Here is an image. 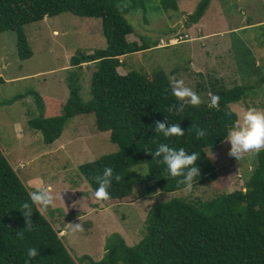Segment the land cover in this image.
<instances>
[{
    "label": "rangeland",
    "instance_id": "374dc122",
    "mask_svg": "<svg viewBox=\"0 0 264 264\" xmlns=\"http://www.w3.org/2000/svg\"><path fill=\"white\" fill-rule=\"evenodd\" d=\"M199 1L136 0L125 14L133 28L127 39L144 42L149 48L123 56L124 63L117 71L148 73L162 69L171 83L183 79L202 103L208 102L211 89L244 85L246 95L230 103L231 109L236 115L249 107L264 109V83L259 80L264 75V0H209L201 19L186 24L187 14ZM23 31L32 51L24 59L18 55L15 32H0V102L23 95L11 103H0V149L28 190L34 180L42 179L46 187L49 184L60 191L64 203L70 205L71 211L60 204L42 214L54 227L63 228L59 234L75 258L88 254L100 260L106 238L112 234H119L128 245L136 244L145 233L150 209L161 202L179 198L198 205V201L244 188L246 176L254 168L255 154L237 161L228 155L230 144L224 140L207 148L212 157L206 149L218 173L215 182L193 186L190 192L184 188L159 191L148 179L147 164L140 163L129 168L134 179L132 202L104 205L93 199L94 192L79 176L78 166L117 151L109 131L96 128L93 113L79 114L67 120L57 140L46 144L27 121L61 114L62 105L72 96L70 87L82 100L90 98L96 64L91 61L77 66L71 60L105 48L101 20L65 11L25 24ZM208 44L224 46L227 53L224 51L220 61H208L196 70L193 64L202 65L207 59ZM33 92L41 97L42 108ZM76 223L83 226V232L71 231L69 224Z\"/></svg>",
    "mask_w": 264,
    "mask_h": 264
},
{
    "label": "trees",
    "instance_id": "16d2710c",
    "mask_svg": "<svg viewBox=\"0 0 264 264\" xmlns=\"http://www.w3.org/2000/svg\"><path fill=\"white\" fill-rule=\"evenodd\" d=\"M208 3L209 0H200L195 10L187 14L186 24L197 23ZM135 5L136 0H0V32H15L22 59L32 55L23 31L25 24L65 11L100 18L105 48L71 60L77 66L95 62L90 98L82 100L70 87L72 96L62 105L61 114L41 115L27 123L49 144L60 137L69 118L94 114L96 128L109 131V139L118 149L80 164L78 174L93 192L98 187L94 177L102 174L104 167H112L122 177L119 183L113 181L110 199L103 201L104 205L134 200V179L129 168L140 163L147 164L148 179L159 191L184 188L176 183L180 178L165 179L166 166L157 163L159 158H153L151 152L161 143L200 154L196 162L200 174L193 186L215 182L218 173L206 149L225 140L237 119L230 103L241 100L247 89L238 84L228 89H211L210 94L221 97L220 111L210 109L207 102L198 107L186 106L178 115L169 112L168 107L178 102L164 70H130L124 74L117 71L124 63L123 56L149 48L144 42L137 44L127 39L133 28L125 14ZM259 80L264 83V75ZM33 93L42 108L41 97ZM20 96L23 95L0 103H11ZM165 117L168 124L179 123L184 136L165 138L157 133L155 122H164ZM193 125L207 130L208 135L197 140ZM254 158V168L247 174L243 189L198 201V205L179 198L161 202L150 209L145 233L136 244L128 245L119 234H112L106 238L103 257L94 260L88 254L75 258L59 234L62 229L54 227L36 208L31 217L33 230L24 232L23 239L18 238L17 233L25 227L20 206L28 201L29 190L0 149V264H25L27 250L32 247L38 249L39 256L30 264H264V151Z\"/></svg>",
    "mask_w": 264,
    "mask_h": 264
},
{
    "label": "clouds",
    "instance_id": "9594fccd",
    "mask_svg": "<svg viewBox=\"0 0 264 264\" xmlns=\"http://www.w3.org/2000/svg\"><path fill=\"white\" fill-rule=\"evenodd\" d=\"M171 93L178 103L170 105L168 111H174L177 115L182 113L186 106L198 107L202 103L201 97L192 88L186 86L183 79L172 82ZM220 100L221 97L218 94H210L208 107L220 111ZM192 127L197 140L208 135L207 130L195 125ZM154 130L157 133H162L165 138L182 137L185 134L179 123L168 124L167 117H165L164 122L156 121ZM225 140L230 144L228 155L234 157L237 161L243 159L246 155L251 156L264 151V109L255 107L242 109L237 114V119L232 127L228 130ZM207 152L210 157L213 156L208 149ZM151 154L153 158H159L157 163H162L166 166L167 176L165 179L180 178L176 179L177 185H183L186 192L192 190L194 181L200 174L199 168L196 166V162L200 159L198 152L189 153L184 148L177 149L167 143H161ZM121 179L122 177L115 173L112 167H104L102 174L94 177L95 182L98 184L94 191L95 198L101 202L109 200V189L113 181L119 183ZM32 183L33 187L28 191V201H25L20 206V211L25 218V227L17 233L19 239L24 238V232H30L34 228L31 220L34 208L40 214L46 212L49 207H54L57 200L63 202L60 195L61 192L53 193L49 187L44 185L42 179L37 178ZM69 227L72 232L84 231L80 223L69 224ZM38 256L39 251L37 248H29L27 250L28 259L25 264H30V261Z\"/></svg>",
    "mask_w": 264,
    "mask_h": 264
},
{
    "label": "crops",
    "instance_id": "0c3cea01",
    "mask_svg": "<svg viewBox=\"0 0 264 264\" xmlns=\"http://www.w3.org/2000/svg\"><path fill=\"white\" fill-rule=\"evenodd\" d=\"M201 19V18H200ZM213 33H215V32H213ZM212 33V34H213ZM217 33V32H216ZM202 37V36H201ZM206 39H208L207 37H206ZM210 46L211 47H214L215 49L214 50H212L211 48H210ZM222 47H224V46H221V45H218V44H214V45H209L208 44V49H206L205 50V54H206V58L207 59H204V61H205V63L204 62H202V65L200 64V63H194L193 65L195 66V68H196V70H199L200 69V66H205V65H207L208 64V61H220V57H224V51L227 53V51H226V49L225 48H222ZM191 61V60H190ZM200 61H202V59L200 60ZM255 62V65H260V61H254ZM58 139V138H57ZM56 139V140H57ZM49 183V182H48ZM63 183H65V181L63 180ZM68 184H70V183H68ZM66 185H67V183H66ZM49 188H52L51 187V185L49 186V184L47 185ZM55 186V185H54ZM71 187V186H70ZM73 187H75V186H73L72 185V188ZM55 189V188H54ZM53 188L51 189L53 192H55V190H54ZM58 193H60V191H57ZM90 193V192H89ZM60 195H61V193H60ZM92 196V198L93 199H95V196H93V195H91ZM61 198H62V200H63V202L61 201V200H58V202H56L55 204V207H57L58 205L59 206H61L60 204H64V207L66 206V209L68 210V211H71V207H70V205L68 204H65L64 203V198H63V196L61 195ZM78 203V202H77ZM88 208L90 209V206L88 205ZM77 209V208H76ZM62 230L61 231H63V228H61Z\"/></svg>",
    "mask_w": 264,
    "mask_h": 264
},
{
    "label": "bare ground",
    "instance_id": "6f19581e",
    "mask_svg": "<svg viewBox=\"0 0 264 264\" xmlns=\"http://www.w3.org/2000/svg\"><path fill=\"white\" fill-rule=\"evenodd\" d=\"M175 43V42H174Z\"/></svg>",
    "mask_w": 264,
    "mask_h": 264
}]
</instances>
